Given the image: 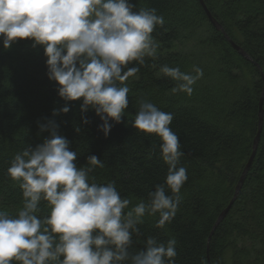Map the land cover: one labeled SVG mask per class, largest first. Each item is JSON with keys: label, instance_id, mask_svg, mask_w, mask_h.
<instances>
[{"label": "trees", "instance_id": "1", "mask_svg": "<svg viewBox=\"0 0 264 264\" xmlns=\"http://www.w3.org/2000/svg\"><path fill=\"white\" fill-rule=\"evenodd\" d=\"M130 2L135 10L156 9L164 23L152 33L156 57H146L143 66L129 65L138 66L139 72L124 82L130 89L125 122L113 123L107 137L98 129L102 122L94 110L82 113L80 100L65 102L58 96L56 82L46 75L42 46L33 47L27 38L7 49L0 42V210L15 216L22 208V190L7 169L17 153L48 137L47 131L38 129L46 118L55 120L59 134L69 140L78 167L88 166L89 155L103 162V168L89 173L90 182H114L120 196L131 201L125 212L140 200L147 202L149 192L164 184L167 175L161 139L133 126L140 101H150L173 114L169 127L179 138L184 155L178 167L187 170V180L172 222L160 229L158 215L145 216L129 253L142 250L148 237L162 243L175 238V264H264V97L254 159L237 198L207 243L217 216L233 195L257 131L264 76V0H203L228 38L254 63L212 26L198 0ZM163 65L192 74L194 66L203 70L192 95L172 92L177 81L160 71ZM65 103L69 112L53 116V109ZM85 116L87 124L82 122ZM38 207V216L47 215L46 201Z\"/></svg>", "mask_w": 264, "mask_h": 264}, {"label": "clouds", "instance_id": "2", "mask_svg": "<svg viewBox=\"0 0 264 264\" xmlns=\"http://www.w3.org/2000/svg\"><path fill=\"white\" fill-rule=\"evenodd\" d=\"M135 9L130 0H0V42L7 49L27 38L33 47L42 46L46 75L56 82L58 96L65 102L80 100L82 113L94 110L107 137L113 123L124 121L129 105L124 82L139 72L129 65L143 66L146 57H156L152 33L164 23L154 8ZM160 71L177 81L174 94L189 96L203 76L195 66V74L168 65ZM69 110L65 103L52 115ZM172 120V113L140 101L133 126L161 139L167 175L147 202L140 200L127 212L131 201L120 196L114 182H90L89 173L103 168V162L89 155L88 166L78 167L77 153L55 120L39 123V132L47 131L48 137L17 153L7 169L22 190L23 206L15 216L0 210V264H175V238L162 243L148 237L142 250L128 251L145 216L158 215L156 227L164 229L179 209L187 170L178 167L184 153L169 127ZM82 122L89 120L85 116ZM42 200L48 213L38 216Z\"/></svg>", "mask_w": 264, "mask_h": 264}, {"label": "water", "instance_id": "3", "mask_svg": "<svg viewBox=\"0 0 264 264\" xmlns=\"http://www.w3.org/2000/svg\"><path fill=\"white\" fill-rule=\"evenodd\" d=\"M201 7L203 8L206 16L208 17V20L210 21V23L212 24V26L216 29L219 30L223 33V35L225 36V38L227 39V41L230 43V45L234 48V50L236 52H238V54H240L243 58L251 61L252 59L250 58V56L237 44H235L234 42H232L228 36L224 33V30L222 29V26L212 17V15L210 14V12L208 11L206 5L204 4L203 0H198ZM254 63V62H253ZM255 65L260 69V67L255 63ZM262 78H263V88H262V92L260 94V98H259V103H258V122H257V131L256 134L252 140V148H251V153L246 161V164L238 178V181L234 187V192L233 195L230 199V201L228 202V204L225 206V208L219 213V215L217 216L213 227L211 229V232L207 238V243L210 240V237L214 231V229L216 228V226L224 219V217L226 216V214L228 213L229 209L231 208L232 204L234 203L235 199L237 198L241 187L243 185L244 179L247 175V172L250 168V165L254 159L257 147H258V142H259V138H260V132H261V128H262V124H263V97H264V76L262 74Z\"/></svg>", "mask_w": 264, "mask_h": 264}]
</instances>
